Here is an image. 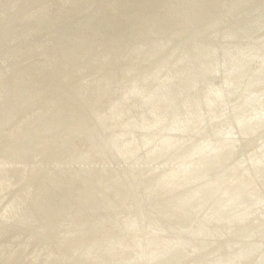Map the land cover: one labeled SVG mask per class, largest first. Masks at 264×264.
Segmentation results:
<instances>
[{"label": "rangeland", "instance_id": "1", "mask_svg": "<svg viewBox=\"0 0 264 264\" xmlns=\"http://www.w3.org/2000/svg\"><path fill=\"white\" fill-rule=\"evenodd\" d=\"M188 2L0 0V264H264V0Z\"/></svg>", "mask_w": 264, "mask_h": 264}, {"label": "bare ground", "instance_id": "2", "mask_svg": "<svg viewBox=\"0 0 264 264\" xmlns=\"http://www.w3.org/2000/svg\"><path fill=\"white\" fill-rule=\"evenodd\" d=\"M55 1V0H54ZM132 1V0H131ZM215 1V0H214ZM35 2V1H34ZM42 2V1H41ZM135 2V1H134ZM149 2V1H148ZM176 2V1H175ZM189 2H190V0H189ZM188 2V3H189ZM263 2V1H262ZM114 3V2H113ZM119 3V2H118ZM122 3V2H121ZM137 3V2H136ZM166 3V2H165ZM185 3V2H184ZM196 3H198V2H196ZM208 3V2H207ZM206 3V4H207ZM224 3V2H223ZM227 3V2H226ZM231 3V2H230ZM236 3H238V2H236ZM49 4V3H48ZM56 4V3H55ZM114 4H116V3H114ZM190 4V3H189ZM193 4V3H192ZM216 4V3H215ZM214 4V5H215ZM232 4V3H231ZM42 5V4H41ZM140 5V4H139ZM138 5V6H139ZM194 5V4H193ZM192 5V6H193ZM213 5V6H214ZM228 5V4H227ZM150 6V5H149ZM161 6V5H160ZM233 6V5H232ZM146 7V6H145ZM169 7V6H168ZM183 7V6H182ZM223 7V6H222ZM138 8V7H137ZM191 8V7H190ZM205 8V7H204ZM204 8H203V11H204ZM213 8V7H212ZM229 8V7H228ZM37 9V8H36ZM58 9V8H57ZM106 9V8H105ZM150 9V8H149ZM183 9H185V7L183 8ZM5 10V9H4ZM26 10V9H25ZM43 10V9H42ZM99 10V9H98ZM117 10H118V8H117ZM126 10V9H125ZM210 10V9H209ZM227 10V9H226ZM244 10V9H243ZM246 10V9H245ZM252 10V9H251ZM255 10V9H254ZM31 11V10H30ZM45 11V10H44ZM113 11V10H112ZM142 11V10H141ZM141 11H139V12H141ZM195 11V10H194ZM211 11V10H210ZM238 11V10H237ZM263 11V10H262ZM132 12H134V11H132ZM169 12H171V11H169ZM213 12V11H212ZM224 12V11H223ZM40 13V12H39ZM38 13V14H39ZM105 13V12H104ZM172 13V12H171ZM183 13V12H182ZM194 13V12H193ZM227 13V12H226ZM1 14V13H0ZM30 14V13H29ZM46 14V13H45ZM53 14V13H52ZM65 14V13H64ZM100 14V13H99ZM191 14V13H190ZM214 14V13H213ZM32 15V14H31ZM49 15V14H48ZM58 15V14H57ZM61 15V14H60ZM186 15V14H185ZM245 15V14H244ZM65 16V15H64ZM118 16V15H117ZM122 16V15H121ZM178 16V15H177ZM192 16V15H191ZM211 16V15H210ZM239 16H240V14H239ZM16 17V16H15ZM53 17V16H52ZM119 17V16H118ZM144 17V16H143ZM167 17V16H166ZM176 17V16H175ZM174 17V18H175ZM233 17V16H232ZM37 18V17H36ZM84 18H87V17H84ZM102 18V17H101ZM108 18V17H107ZM170 18V17H169ZM190 18V17H189ZM216 18V17H215ZM61 19H62V17H61ZM60 19V20H61ZM88 20H89V18H87ZM104 19V18H103ZM128 19V18H127ZM133 19V18H132ZM143 19V18H142ZM160 19V18H159ZM164 19V18H163ZM166 19V18H165ZM239 19V18H238ZM26 20V19H25ZM56 20V19H55ZM91 20V19H90ZM136 20V19H135ZM168 20V19H167ZM172 20V19H171ZM176 20V19H175ZM21 21V20H20ZM93 21V20H92ZM107 21V20H106ZM133 21V20H132ZM137 21V20H136ZM154 21V20H153ZM30 22V21H29ZM55 22V21H54ZM68 22V21H67ZM116 22V21H115ZM134 22V21H133ZM132 22V23H133ZM161 22V21H160ZM159 22V23H160ZM245 22V21H244ZM61 23V22H60ZM138 23V22H137ZM163 23V22H162ZM177 23V22H176ZM190 23V22H189ZM210 23V22H209ZM220 23V22H219ZM230 23V22H229ZM231 23H232V21H231ZM255 23V22H254ZM253 23V24H254ZM25 24V23H24ZM44 24V23H43ZM76 24V23H75ZM107 24V23H106ZM105 24V25H106ZM113 24V23H112ZM111 24V25H112ZM213 24V23H212ZM18 25V24H17ZM38 25V24H37ZM36 25V26H37ZM102 25V24H101ZM134 25V24H133ZM157 25V24H156ZM156 25H154V26H156ZM230 25V24H229ZM45 26V25H44ZM67 26V25H66ZM177 26V25H176ZM225 26V25H224ZM12 27V26H11ZM54 27H55V25H54ZM53 27V28H54ZM107 27V26H106ZM127 27V26H126ZM137 27V26H136ZM164 27V26H163ZM173 27V26H172ZM227 27V26H226ZM247 27V26H246ZM38 28V27H37ZM42 28V27H41ZM44 28V27H43ZM49 28V27H48ZM176 28V27H175ZM181 28V27H180ZM229 28V27H228ZM235 28V27H234ZM17 29V28H16ZM29 29V28H28ZM34 29V28H33ZM68 29V28H67ZM66 29V30H67ZM122 29V28H121ZM150 29V28H149ZM152 29H154V28H152ZM241 29V28H240ZM44 30V29H43ZM57 30V29H56ZM146 30V29H145ZM163 30V29H162ZM165 30V29H164ZM174 30V29H173ZM202 30V29H201ZM228 30H230V29H228ZM236 30V29H235ZM260 30V29H259ZM28 31V30H27ZM61 31V30H60ZM59 31V32H60ZM170 31H172V30H170ZM224 31V30H223ZM239 31V30H238ZM237 31V32H238ZM20 32V31H19ZM35 32V31H34ZM131 32V31H130ZM156 32V31H155ZM168 32V31H167ZM181 32V31H180ZM222 32V31H221ZM27 33V32H26ZM64 33V32H63ZM75 33V32H74ZM116 33V32H115ZM124 33V32H123ZM137 33V32H136ZM143 33V32H142ZM169 33V32H168ZM19 34V33H18ZM25 34V33H24ZM32 34V33H31ZM38 34V33H37ZM125 34V33H124ZM150 34H152V32L150 33ZM181 34V33H180ZM204 34V33H203ZM202 34V35H203ZM221 34V33H220ZM235 34V33H234ZM243 34V33H242ZM26 35V34H25ZM92 35V34H91ZM136 35V34H135ZM161 35H162V33H161ZM207 35V34H206ZM65 36V35H64ZM132 36V35H131ZM160 36V35H159ZM198 36V35H197ZM224 36V35H223ZM249 36V35H248ZM256 36V35H255ZM47 37V36H46ZM130 37V36H129ZM148 37V36H147ZM150 37H152V36H150ZM164 37H166V36H164ZM168 37V36H167ZM202 37V36H201ZM238 37V36H237ZM10 38V37H9ZM70 38V37H69ZM125 38V37H124ZM203 38V37H202ZM250 38V37H249ZM255 38V37H254ZM16 39V38H15ZM22 39V38H21ZM34 39V38H33ZM58 39V38H57ZM72 39V38H71ZM122 39V38H121ZM130 39V38H129ZM145 39V38H144ZM167 39V38H166ZM198 39V38H197ZM262 39V38H261ZM264 39V38H263ZM14 40V39H13ZM55 40V39H54ZM76 40H77V38H76ZM134 40V39H133ZM147 40V39H146ZM192 40V39H191ZM245 40V39H244ZM255 40V39H254ZM259 40V39H258ZM24 41V40H23ZM47 41V40H46ZM237 41V40H236ZM243 41V40H242ZM261 41V40H260ZM25 42V41H24ZM84 42V41H83ZM107 42V41H106ZM150 42H152V41H150ZM192 42V41H191ZM240 42V41H239ZM249 42V41H248ZM35 43V42H34ZM38 44V43H37ZM86 44V43H85ZM117 44V43H116ZM123 44V43H122ZM167 44V43H166ZM193 44V43H192ZM197 44V43H196ZM129 45V44H128ZM140 45V44H139ZM156 45V44H155ZM187 45V44H186ZM197 45H199V44H197ZM89 46V45H88ZM181 46V45H180ZM234 46H236V45H234ZM240 46V45H239ZM250 46V45H249ZM261 46V45H260ZM67 47V46H66ZM104 47V46H103ZM125 47V46H124ZM169 47V46H168ZM237 47V46H236ZM46 48V47H45ZM61 48V47H60ZM88 48V47H87ZM240 48V47H239ZM32 49V48H31ZM30 49V50H31ZM43 49V48H42ZM67 49V48H66ZM73 49V48H72ZM111 49V48H110ZM129 49V48H128ZM218 49V48H217ZM87 50V49H86ZM118 50V49H117ZM141 50V49H140ZM185 50V49H184ZM190 50V49H189ZM194 50V49H193ZM244 50V49H243ZM62 51V50H61ZM71 51V50H70ZM176 51V50H175ZM196 51V50H195ZM200 51V50H199ZM148 52V51H147ZM253 52V51H252ZM251 52V53H252ZM95 53V52H94ZM155 53V52H154ZM188 53V52H187ZM210 53V52H209ZM243 53V52H242ZM53 54V53H52ZM55 54V53H54ZM108 54V53H107ZM179 54V53H178ZM211 54V53H210ZM209 54V55H210ZM226 54V53H225ZM51 55V54H50ZM72 55V54H71ZM169 55V54H168ZM175 55V54H174ZM180 55V54H179ZM203 55V54H202ZM201 55V53H200V55L199 56H202ZM217 55V54H216ZM255 55V54H254ZM43 56V55H42ZM61 56V55H60ZM170 56V55H169ZM213 56V55H212ZM225 56V55H224ZM246 56V55H245ZM139 57V56H138ZM177 57V56H176ZM230 57V56H229ZM108 58V57H107ZM117 58V57H116ZM175 58V57H174ZM197 58V57H196ZM263 58V57H262ZM48 59V58H47ZM118 59V58H117ZM146 59H148V58H146ZM171 59V58H170ZM222 59V58H221ZM248 59V58H247ZM259 59V58H258ZM261 59V58H260ZM112 60H113V58H112ZM142 60V59H141ZM181 60V59H180ZM183 60V59H182ZM235 60V59H234ZM71 61V60H70ZM115 61H117V60H115ZM254 61V60H253ZM31 62V61H30ZM47 62V61H46ZM49 62V61H48ZM174 62V61H173ZM181 62V61H180ZM183 62V61H182ZM228 62V61H227ZM43 63V62H42ZM57 63V62H56ZM62 63V62H61ZM68 63V62H67ZM198 63V62H197ZM221 63V62H220ZM230 63H232V62H230ZM41 64V63H40ZM47 64V63H46ZM50 64V63H49ZM53 64V63H52ZM213 64V63H212ZM241 64V63H240ZM162 65V64H161ZM171 65V64H170ZM198 65V64H197ZM242 65V64H241ZM251 65V64H250ZM258 65V64H257ZM70 66V65H69ZM119 66V65H118ZM148 66V65H147ZM163 66V65H162ZM222 66V65H221ZM229 66V65H228ZM243 66H245V65H243ZM35 67V66H34ZM120 67V66H119ZM151 67V66H150ZM171 67V66H170ZM212 67H213V65H212ZM216 67V66H215ZM236 67V66H235ZM53 68V67H52ZM114 68V67H113ZM220 68V67H219ZM231 68V67H230ZM73 69V68H72ZM150 69V68H149ZM166 69V68H165ZM262 69H264V68H262ZM59 70V69H58ZM92 70V69H91ZM201 70V69H200ZM224 70V69H223ZM248 70V69H247ZM42 71V70H41ZM196 71V70H195ZM169 72V71H168ZM240 72V71H239ZM108 73V72H107ZM171 73V72H170ZM128 74V73H127ZM142 74V73H141ZM154 74H155V72H154ZM237 74V73H236ZM248 74V73H247ZM37 75V74H36ZM175 75V74H174ZM191 76V75H190ZM223 76V75H222ZM34 77V76H33ZM130 77V76H129ZM133 77V76H132ZM198 77V76H197ZM37 78V77H36ZM47 78V77H46ZM55 78V77H54ZM179 78V77H178ZM243 78V77H242ZM71 79V78H70ZM151 79V78H150ZM155 79H157V78H155ZM200 79V78H199ZM212 79V78H211ZM234 79V78H233ZM244 79V78H243ZM261 79V78H260ZM178 80V79H177ZM176 80V81H177ZM186 80V79H185ZM187 80H189V79H187ZM191 80V79H190ZM222 80V79H221ZM240 80V79H239ZM246 80V79H245ZM43 81V80H42ZM47 81V80H46ZM131 81V80H130ZM144 81V80H143ZM157 81V80H156ZM164 81V80H163ZM166 81V80H165ZM202 81V80H201ZM229 81V80H228ZM258 81V80H257ZM203 82V81H202ZM17 83V82H16ZM120 83V82H119ZM124 83V82H123ZM74 84V83H73ZM141 84H142V82H141ZM144 84H146V83H144ZM152 84V83H151ZM172 84V83H171ZM199 84V83H198ZM201 84V83H200ZM211 84V83H210ZM237 84V83H236ZM242 84V83H241ZM23 85V84H22ZM125 85V84H124ZM175 85V84H174ZM215 86H216V84H215ZM240 86V85H239ZM35 87V86H34ZM203 87V86H202ZM172 88V87H171ZM199 88V87H198ZM27 89V88H26ZM55 89V88H54ZM123 89V88H122ZM142 89V88H141ZM178 89H179V87H178ZM228 89V88H227ZM150 90V89H149ZM230 90V89H229ZM65 91V90H64ZM238 91V90H237ZM119 92V91H118ZM153 92V91H152ZM183 92V91H182ZM225 92V91H224ZM228 92V91H227ZM233 92V91H232ZM242 92V91H241ZM53 93V92H52ZM141 93V92H140ZM175 93V92H174ZM214 93V92H213ZM215 93H216V91H215ZM234 93V92H233ZM30 94V93H29ZM34 94V93H33ZM54 94V93H53ZM119 94V93H118ZM167 94V93H166ZM173 94V93H172ZM228 94V93H227ZM16 95V94H15ZM28 95V94H27ZM50 95V94H49ZM64 95V94H63ZM229 95V94H228ZM43 96V95H42ZM58 96V95H57ZM149 96V95H148ZM45 97V96H44ZM141 97V96H140ZM246 97V96H245ZM248 97V96H247ZM255 97V96H254ZM41 98V97H40ZM184 98V97H183ZM191 98V97H190ZM65 99V98H64ZM201 99V98H200ZM203 99V98H202ZM224 99V98H223ZM185 100V99H184ZM238 100V99H237ZM242 100V99H241ZM262 100V99H261ZM123 101V100H122ZM141 101V100H140ZM156 101V100H155ZM157 101H159V100H157ZM222 101V100H221ZM144 102V101H143ZM205 102H206V100H205ZM237 102V101H236ZM33 103V102H32ZM37 103V102H36ZM146 103V102H145ZM253 103V102H252ZM107 104V103H106ZM218 104V103H217ZM243 104V103H242ZM246 104V103H245ZM40 105V104H39ZM133 105V104H132ZM194 105V104H193ZM202 105V104H201ZM213 105V104H212ZM257 105V104H256ZM145 106V105H144ZM204 106V105H203ZM235 106V105H234ZM246 107V106H245ZM255 107V106H254ZM84 108V107H83ZM135 108V107H134ZM154 108V107H153ZM262 108H263V106H262ZM102 109V108H101ZM158 109V108H157ZM233 109V108H232ZM241 109V108H240ZM255 109V108H254ZM258 109V108H257ZM95 110V109H94ZM134 110V109H133ZM194 110V109H193ZM250 110V109H249ZM156 111V110H155ZM189 111V110H188ZM215 111V110H214ZM135 112V111H134ZM159 112V111H158ZM252 112V111H251ZM151 113V112H150ZM239 113V112H238ZM259 113H260V111H259ZM174 114V113H173ZM178 114V113H177ZM187 114V113H186ZM221 114V113H220ZM150 115V114H149ZM164 115V114H163ZM213 115V114H212ZM84 116V115H83ZM183 116V115H182ZM188 116V115H187ZM225 116V115H224ZM229 116V115H228ZM258 116V115H257ZM256 116V117H257ZM162 117H164V116H162ZM249 117H250V115H249ZM150 118V117H149ZM153 118V117H152ZM154 119V118H153ZM167 119V118H166ZM175 119V118H174ZM199 119V118H198ZM182 120V119H181ZM149 122V121H148ZM168 122V121H167ZM184 122V121H183ZM202 123H204V122H202ZM243 123V122H242ZM261 123V122H260ZM163 125V124H162ZM133 126V125H132ZM135 127V126H134ZM177 127V126H176ZM215 128V127H214ZM184 129V128H183ZM171 131V130H170ZM202 131V130H201ZM225 131V130H224ZM233 134V133H232ZM141 135V134H140ZM206 135V134H205ZM85 136H87V135H85ZM84 136V137H85ZM152 137V136H151ZM161 138V137H160ZM170 139V138H169ZM263 139V138H262ZM130 140V139H129ZM138 141H139V139H138ZM140 142V141H139ZM166 142V141H165ZM263 142V141H262ZM128 144V143H127ZM152 144H154V143H152ZM177 144V143H176ZM175 144V145H176ZM259 144V143H258ZM138 145H139V143H138ZM154 146V145H153ZM162 147V146H161ZM174 147V146H173ZM142 149V148H141ZM261 150V149H260ZM197 152V151H196ZM193 153V152H192ZM258 153V152H257ZM143 154V153H142ZM231 154V153H230ZM134 156V155H133ZM142 156V155H141ZM164 156V155H163ZM152 159V158H151ZM160 159V158H159ZM261 159V158H260ZM245 160V159H244ZM128 161V160H127ZM131 161V160H130ZM126 163V162H125ZM231 163V162H230ZM237 163V162H236ZM260 163V162H259ZM130 164V163H129ZM264 164V163H263ZM121 166V165H120ZM215 166V165H214ZM141 167V166H140ZM115 168V167H114ZM120 169V168H119ZM123 170V169H122ZM163 170H165V169H163ZM166 171H168V170H166ZM100 172V171H99ZM200 172V171H199ZM139 173H141V172H139ZM151 174V173H150ZM149 174V175H150ZM250 174V173H249ZM127 176V175H126ZM138 176V175H137ZM179 176V175H178ZM107 177V176H106ZM117 177V176H116ZM170 177V176H169ZM218 177V176H217ZM137 178V177H136ZM151 178V177H150ZM242 178V177H241ZM100 179V178H99ZM235 180V179H234ZM102 181V180H101ZM223 181V180H222ZM248 181V180H247ZM73 182H74V180H73ZM69 183V182H68ZM75 183H76V181H75ZM112 183H114V182H112ZM212 183V182H211ZM216 183H218V182H216ZM104 184V183H103ZM126 184V183H125ZM220 184V183H219ZM237 184V183H236ZM140 185V184H139ZM230 185V184H229ZM235 185V184H234ZM74 186V185H73ZM142 186V185H141ZM140 186V187H141ZM218 186V185H217ZM221 186V185H220ZM151 187V186H150ZM160 187V186H159ZM122 188V187H121ZM135 188V187H134ZM133 188V189H134ZM208 188V187H207ZM251 188V187H250ZM107 189V188H106ZM181 189V188H180ZM252 189V188H251ZM95 190V189H94ZM98 190V189H97ZM120 190V189H119ZM201 190V189H200ZM223 190V189H222ZM229 190V189H228ZM129 191V190H128ZM239 191V190H238ZM61 192V191H60ZM65 192V191H64ZM103 192V191H102ZM181 192V191H180ZM200 192V191H199ZM223 192V191H222ZM221 192V193H222ZM236 192V191H235ZM256 192V191H255ZM146 193V192H145ZM231 193V192H230ZM240 193V192H239ZM246 194V193H245ZM178 195V194H177ZM191 195V194H190ZM234 195V194H233ZM180 196V195H179ZM197 196V195H196ZM205 196V195H204ZM235 196V195H234ZM107 197V196H106ZM209 197V196H208ZM262 197V196H261ZM95 198V197H94ZM93 198V199H94ZM114 198V197H113ZM186 198V197H185ZM216 198V197H215ZM224 198V197H223ZM257 198H259V197H257ZM180 199V198H179ZM254 199V198H253ZM186 200V199H185ZM214 200V199H213ZM261 200V199H260ZM114 201V200H113ZM245 201V200H244ZM94 202V201H93ZM175 202V201H174ZM253 202V201H252ZM79 203V202H78ZM166 203V202H165ZM197 203V202H196ZM232 203V202H231ZM111 204V203H110ZM190 204H191V202H190ZM229 204V203H228ZM113 205V204H112ZM246 205V204H245ZM162 206V205H161ZM160 206V207H161ZM176 206V205H175ZM188 206V205H187ZM194 206V205H193ZM93 207V206H92ZM115 207V206H114ZM141 207V206H140ZM159 207V206H158ZM212 207V206H211ZM236 207V206H235ZM137 208V207H136ZM146 208V207H145ZM170 208V207H169ZM168 208V209H169ZM179 208V207H178ZM239 208V207H238ZM184 209V208H183ZM189 209H191V208H189ZM228 209H229V207H228ZM227 209V210H228ZM231 209V208H230ZM147 210V209H146ZM194 210L192 209V212H193ZM234 211V210H233ZM183 213V212H182ZM190 213V212H189ZM217 213V212H216ZM116 214V213H115ZM186 214V213H185ZM222 214V213H221ZM172 215V214H171ZM180 215H181V213H180ZM198 216H200V214L198 215ZM169 217V216H168ZM83 218V217H82ZM151 218V217H150ZM195 218V217H194ZM149 219V218H148ZM158 219V218H157ZM181 219V218H180ZM220 219V218H219ZM141 220V219H140ZM146 221V220H145ZM242 221V220H241ZM256 221V220H255ZM263 221V220H262ZM177 222H179V221H177ZM245 222V221H244ZM253 222V221H252ZM193 223V222H192ZM161 225V224H160ZM184 226V225H183ZM223 226V225H222ZM226 226V225H225ZM228 226V225H227ZM148 227V226H147ZM158 227V226H157ZM155 228V227H154ZM162 228V227H161ZM196 228V227H195ZM202 228V227H201ZM228 228V227H227ZM239 228V227H238ZM192 229V228H191ZM226 229V228H225ZM241 229V228H240ZM250 229V228H249ZM209 230V229H208ZM251 230V229H250ZM183 231V230H182ZM246 231V230H245ZM241 232V231H240ZM144 233V232H143ZM252 233V232H251ZM144 235V234H143ZM246 235V234H245ZM250 235V234H249ZM253 235V234H252ZM158 236V235H157ZM154 237V236H153ZM242 237V236H241ZM132 239V238H131ZM245 240V239H244ZM248 240V239H247ZM161 241V240H160ZM169 242V241H168ZM246 242V241H245ZM129 243H132V242H129ZM161 243V242H160ZM177 243H179V242H177ZM158 244V243H157ZM153 245V244H152ZM246 245V244H245ZM255 245H257V244H255ZM179 246H180V244H179ZM207 246V245H206ZM126 247H127V245H126ZM134 247V246H133ZM241 247V246H240ZM131 248V247H130ZM137 248V247H136ZM162 248V247H161ZM175 248V247H174ZM253 248V247H252ZM133 249V248H132ZM155 250V249H154ZM241 250V249H240ZM231 251V250H230ZM247 252V251H246ZM160 253V252H159ZM232 253V252H231ZM238 254V253H237ZM261 254V253H260ZM140 255V254H139ZM159 255V254H158ZM157 255V256H158ZM201 256V255H200ZM254 256V255H253ZM142 257V256H141ZM155 257H156V255H155ZM198 257H199V255H198ZM151 258V257H150ZM229 258V257H228ZM226 259V258H225ZM131 260V259H130ZM228 260V259H227ZM122 261V260H121ZM140 261V260H139ZM138 261V262H139ZM205 261V260H204ZM237 261V260H236ZM261 261V260H260ZM153 262V261H152ZM225 262V261H224ZM156 263V262H155ZM240 263V262H239ZM136 264V263H135ZM258 264V263H257Z\"/></svg>", "mask_w": 264, "mask_h": 264}]
</instances>
